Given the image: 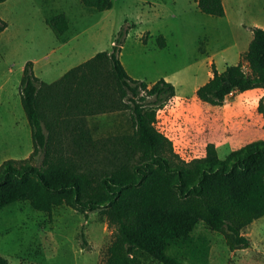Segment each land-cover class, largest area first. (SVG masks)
Returning a JSON list of instances; mask_svg holds the SVG:
<instances>
[{
	"label": "trees",
	"instance_id": "trees-1",
	"mask_svg": "<svg viewBox=\"0 0 264 264\" xmlns=\"http://www.w3.org/2000/svg\"><path fill=\"white\" fill-rule=\"evenodd\" d=\"M195 1L200 12L225 16L222 0ZM80 2L97 11L113 6L112 0ZM45 23L58 38L68 29L62 12ZM6 26L0 17V33ZM134 27L125 19L110 50L96 52L51 82L35 75L32 61L25 62L18 94L32 149L25 158L0 163V209L27 201L48 214L61 205L100 212L113 228L102 264H141L143 255L161 264H184L168 253L169 244L189 240L200 221L222 234L229 250L248 247L243 228L264 216V140L223 159L208 142L202 157L183 160L157 127V107L174 98L175 86L162 77L150 85L133 78L119 59ZM251 30L237 64L218 71L211 63V77L195 90L201 104L220 107L233 92L264 88V28ZM155 39L165 46L162 35ZM115 111L129 112L131 130L95 137L88 118ZM0 264H8L1 254Z\"/></svg>",
	"mask_w": 264,
	"mask_h": 264
},
{
	"label": "rangeland",
	"instance_id": "rangeland-1",
	"mask_svg": "<svg viewBox=\"0 0 264 264\" xmlns=\"http://www.w3.org/2000/svg\"><path fill=\"white\" fill-rule=\"evenodd\" d=\"M21 1L25 4L22 15L7 11L3 3H0V13L16 23L29 20L36 8L44 17L62 12L68 20L67 33L94 25L101 13L84 6L80 0ZM112 1L120 26L125 19L133 23L130 16L133 0ZM188 1L196 9L193 1ZM222 3L226 12L224 17L210 16L194 9H175L167 2L170 12L161 19V32L168 39L165 46L160 47L156 39L142 46L135 34L125 43L123 50L122 59L129 73L147 80L165 75L175 81L172 83L177 87L174 98L157 107V127L171 139L175 152L186 161L202 157L208 142L215 144L218 157L223 159L246 143L264 140L263 87L233 92L220 107L203 105L193 87L204 80L207 60L199 67L196 64L185 67L197 51L203 52L206 47L216 53L214 61L220 71L226 65L237 64L238 54L244 48L246 28L255 23L264 26V0H222ZM157 23L159 21L149 26L154 28ZM43 28L38 34L41 37L45 33ZM48 28V32H53ZM91 28L98 33L95 26ZM109 39L110 36L102 31L99 40L107 44ZM1 62L0 58V82L4 72ZM18 83V79L10 78L1 95L0 163L7 158H25L32 149L30 127L20 104ZM88 125L95 137L131 130L128 111L91 116ZM242 232L250 245L229 250L222 234L200 221L189 240L172 241L168 253L184 264H264V216L253 220ZM112 238L113 228L108 225L105 215L98 211L80 213L61 205L48 214L32 208L27 201H15L0 209V254L8 264H102ZM140 260L141 264H161L146 255Z\"/></svg>",
	"mask_w": 264,
	"mask_h": 264
},
{
	"label": "crops",
	"instance_id": "crops-1",
	"mask_svg": "<svg viewBox=\"0 0 264 264\" xmlns=\"http://www.w3.org/2000/svg\"><path fill=\"white\" fill-rule=\"evenodd\" d=\"M192 1L196 9L190 6L191 3L188 0H133L132 15L130 16L133 19L132 22L135 24V27L127 34L119 54V59L124 68L126 69V65L122 59L123 50L127 45L125 43L132 35L136 34L138 42L142 46H144L146 42H150L152 39L154 40L159 34L165 38L167 43L168 39L166 35L161 32V30H163L161 19L166 16L169 11L166 3H171L174 5L175 9L179 8L183 10L186 8L198 11L199 9L197 8L196 1ZM0 3L6 5L8 9L7 11L11 13L16 12V14H23L21 9L25 4L21 0H4ZM113 9L114 7L112 6L109 9L100 11L101 13L96 19V23L94 25L90 27H83L74 32H65V35L63 34L61 38L56 37L53 32H48L49 28L46 23L42 26L45 31L42 36L43 38L41 35H38L42 29L41 25H43L46 18V16L44 17V15L40 13L39 8H36V10L33 9V17L27 15L30 16V19L26 22L18 20L14 23L3 17V14L0 13V17L7 22V26L0 33V58L4 69L2 82H0V105L3 103L1 95L6 89V83L9 82V79L12 77L19 80L26 61H32L33 70L37 77L43 81L51 82L59 78L71 67L90 58L96 52L101 50H110L113 36L120 26V22L118 23L116 20V13ZM31 15H33V13ZM157 21H159V23L156 24V27L153 28L149 26V24ZM240 25H244V23H241ZM94 26L97 28L98 33H95V29L91 28ZM253 26L264 28V26L256 25V23L254 25H249L248 28H246L245 31L247 36L243 45L244 48L241 50L242 52L247 49L248 43L252 38L251 27ZM102 31L110 36L109 43L107 44H104L99 40ZM142 35H145V41L142 40ZM141 41H143L144 44H142ZM90 45H93V47H90ZM224 49H222L223 53L225 52ZM215 56L216 53L210 52L209 48L206 47L203 52L197 51V53L194 54L193 60L188 61L185 65L186 68L189 66L192 67V65L195 64L197 65L196 67H199L205 60H207L206 66L208 67L206 69V76L202 82L197 83L193 87L194 92L197 87L202 85L211 77V63L218 71H220L215 65ZM143 59L147 58L144 57ZM126 71L131 77L145 80L149 85L160 77L173 84L175 83V81L165 75H159L151 80H147L141 75L131 74L127 69ZM175 90H177L176 86Z\"/></svg>",
	"mask_w": 264,
	"mask_h": 264
}]
</instances>
